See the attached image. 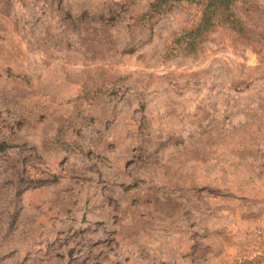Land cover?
Listing matches in <instances>:
<instances>
[{
    "label": "rangeland",
    "instance_id": "obj_1",
    "mask_svg": "<svg viewBox=\"0 0 264 264\" xmlns=\"http://www.w3.org/2000/svg\"><path fill=\"white\" fill-rule=\"evenodd\" d=\"M156 1L0 0V264H264V0Z\"/></svg>",
    "mask_w": 264,
    "mask_h": 264
},
{
    "label": "trees",
    "instance_id": "obj_2",
    "mask_svg": "<svg viewBox=\"0 0 264 264\" xmlns=\"http://www.w3.org/2000/svg\"><path fill=\"white\" fill-rule=\"evenodd\" d=\"M168 1L169 0H157L154 7L158 8L163 4H168ZM232 2H234V0H203V15L198 23L196 31L200 32L201 28L208 30L218 24H232V26H234L235 18L230 12L231 10H229ZM191 32L192 30L190 34Z\"/></svg>",
    "mask_w": 264,
    "mask_h": 264
}]
</instances>
